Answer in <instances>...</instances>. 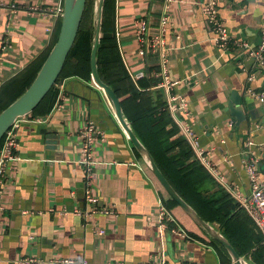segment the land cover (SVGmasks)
Segmentation results:
<instances>
[{"label": "crops", "instance_id": "0c3cea01", "mask_svg": "<svg viewBox=\"0 0 264 264\" xmlns=\"http://www.w3.org/2000/svg\"><path fill=\"white\" fill-rule=\"evenodd\" d=\"M206 1L116 0L112 35L130 76L147 86L142 91L164 95V109L176 130L171 140L183 139L192 154L187 163H199L190 176H211L237 205L240 196L252 192L248 158L260 160L264 180V102L247 92L248 88L264 91V67L259 68L236 44L260 45L264 0H215L228 30L227 46L216 41L217 32L204 9ZM63 6L64 0H0V93L24 85L32 75L33 63L50 49ZM142 20L146 30L140 35ZM164 69L180 80L179 85H160ZM139 73L143 76L136 78ZM63 83L50 112L26 115L12 129L17 159L0 165V264H58L57 259L135 264L155 257L173 263L222 264L219 251L233 264L226 247L186 209L165 201L105 93L93 81L78 77ZM171 94L186 98L188 112L169 108ZM88 118L104 135L95 145L89 182L80 134ZM186 126L201 147L211 150L209 164L196 156ZM250 140L253 143L248 145ZM177 152L181 155L180 149ZM88 188L98 198L96 204L87 200ZM100 206L113 212L95 211ZM162 209L167 212L165 226L159 218ZM232 215L233 235L249 249L245 253L219 224L208 222L250 264H261L251 252L264 264V235L255 218L244 207ZM100 228L103 234L98 233Z\"/></svg>", "mask_w": 264, "mask_h": 264}, {"label": "trees", "instance_id": "16d2710c", "mask_svg": "<svg viewBox=\"0 0 264 264\" xmlns=\"http://www.w3.org/2000/svg\"><path fill=\"white\" fill-rule=\"evenodd\" d=\"M92 5L93 0H88L78 37L57 83L30 114L43 116L50 112L59 94L58 85L65 79L78 77L84 81H92L91 51L94 30ZM115 7L116 0H105L102 26L103 36L98 51V70L101 78L116 91L135 132L147 146L157 165L176 191L204 219L219 224L222 230L230 236L235 246L239 248L240 253L247 252L249 249H244L243 244L233 235L235 218L232 213L242 206L238 203L236 205L229 193L222 187L218 188L219 186L211 176H190L191 169L197 167L199 163L196 160L187 163L192 154L183 139L179 141L171 140L176 130L169 113L164 109V95L161 91H142L141 88H146L147 86L142 87L145 84L141 80L135 82L126 69L116 40L112 35ZM60 27L61 20L49 51L44 55L43 59L33 63L32 66H35V69L32 70V75L28 77L24 85L18 86L10 92L3 90L0 93V112L17 99L32 83L56 43ZM170 125L173 126L169 128ZM3 142L4 139L0 143V148ZM177 149L181 150V155H178L180 152H177ZM144 165L157 182L158 188L165 197V201L168 204L172 203L178 206L179 203L165 189L153 170L147 164L144 163ZM211 188H216V190L211 192ZM212 242L217 245L215 241L212 240ZM219 252L221 253L222 264H231L229 256L221 251ZM251 255L256 262L263 264L255 253L251 252Z\"/></svg>", "mask_w": 264, "mask_h": 264}, {"label": "water", "instance_id": "95a60500", "mask_svg": "<svg viewBox=\"0 0 264 264\" xmlns=\"http://www.w3.org/2000/svg\"><path fill=\"white\" fill-rule=\"evenodd\" d=\"M87 2L88 0H64L58 39L43 63L39 73L26 91L0 112V143L14 123L19 118L32 113L57 83L78 37ZM104 5L105 0H96L94 5V30L91 51L92 81L108 97L128 137L143 155L146 164L153 170L169 194L186 209L201 226L207 229L213 237L226 247L231 255L233 264H250L241 257L233 244L220 229H215L212 223L203 219V217L176 191L157 165L147 146L135 132L132 123L125 117L121 101L116 91L101 78L98 70V51L103 36L102 25Z\"/></svg>", "mask_w": 264, "mask_h": 264}, {"label": "built area", "instance_id": "2783aa9c", "mask_svg": "<svg viewBox=\"0 0 264 264\" xmlns=\"http://www.w3.org/2000/svg\"><path fill=\"white\" fill-rule=\"evenodd\" d=\"M167 2H172L173 0H166ZM14 6V5H13ZM15 7V6H14ZM204 9L205 12L208 15L209 21L213 24L217 34H216V41L220 46H227L229 42V34L228 30L223 22V20L219 17L218 9L216 6L215 0H207L204 3ZM61 10V14L63 12V9ZM139 34L141 35L146 30V22L144 20L139 22ZM261 43L257 48H254L249 42L247 41H238L236 42L238 49L242 51L248 52L255 60L256 65L259 68L264 67V25L261 28ZM143 41V37L140 38ZM152 47H155V43L152 41ZM140 52L143 54L144 49L141 47ZM143 76V73H139L136 75V78H139ZM163 81L160 85H163L168 88H172L176 85H179L180 80L173 79L171 76L167 73V70L164 69L163 71ZM58 87L63 90L64 83L58 85ZM247 92L249 94H252L259 98L260 101L264 102V91L259 92L252 88H248ZM168 106L171 110H182L188 112L189 104L186 98L179 94H171L168 99ZM19 118L14 125L11 127V129L6 133L4 136V142L3 146L1 148L0 152V165L2 166V163L5 161H8L9 159H17L14 154V148L17 145V141L14 137V134L12 132V129L15 125H17V122H19ZM186 132L188 133L189 137H191V141L193 144V147L196 151V156H198L199 159H201L205 164H209V156L211 150L208 148H203L200 146V144L196 141L195 136L192 133L191 127L186 126L185 128ZM80 134L82 137V160L84 163V173L88 179L87 182H89L93 176V169L95 166V157H94V149L97 141L101 138H103V132L102 130L97 126L96 122L90 118L86 119L80 129ZM253 143L252 140L248 141V145H251ZM259 162L260 160L257 157H250L248 158L246 163L247 173L249 175V179L252 184V192L247 196H240V205L244 207L247 211H249L253 217L256 220V223L258 227L261 229L263 235H264V180L260 177V171H259ZM2 173V169H0V174ZM86 198L89 202L92 204H96L98 202V198L94 195V193L88 188L86 191ZM3 208L2 204L0 203V210ZM113 208L107 207V206H100L95 211L103 212V213H110L113 212ZM160 222L163 226L166 225L165 220L167 219V212L165 209H162L159 214ZM105 230L103 228H100L98 233L103 234ZM27 261L29 262H35L37 261L34 258H28ZM55 263L58 264H77L72 259H57L55 260ZM79 264H87L86 261ZM109 264H128L125 261H114ZM135 264H214V263H200L193 260H184L177 263L166 261L163 258H153L151 260L142 261Z\"/></svg>", "mask_w": 264, "mask_h": 264}, {"label": "rangeland", "instance_id": "374dc122", "mask_svg": "<svg viewBox=\"0 0 264 264\" xmlns=\"http://www.w3.org/2000/svg\"><path fill=\"white\" fill-rule=\"evenodd\" d=\"M95 3H96V0H93V5H92V10H93L92 16H93V20H94V5H95Z\"/></svg>", "mask_w": 264, "mask_h": 264}]
</instances>
